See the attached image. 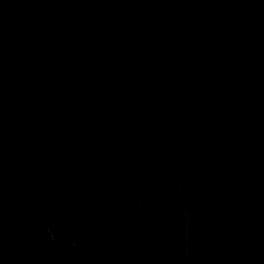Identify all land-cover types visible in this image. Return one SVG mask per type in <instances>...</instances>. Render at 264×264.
<instances>
[{"label":"water","instance_id":"water-1","mask_svg":"<svg viewBox=\"0 0 264 264\" xmlns=\"http://www.w3.org/2000/svg\"><path fill=\"white\" fill-rule=\"evenodd\" d=\"M0 264H264V0H0Z\"/></svg>","mask_w":264,"mask_h":264}]
</instances>
